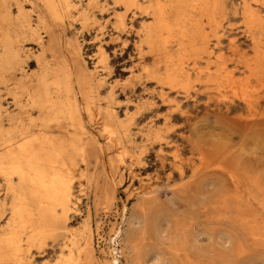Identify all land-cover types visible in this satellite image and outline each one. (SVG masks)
Wrapping results in <instances>:
<instances>
[{"label":"rangeland","instance_id":"obj_1","mask_svg":"<svg viewBox=\"0 0 264 264\" xmlns=\"http://www.w3.org/2000/svg\"><path fill=\"white\" fill-rule=\"evenodd\" d=\"M73 1L76 7L68 13L64 10L63 20H53L56 28L38 26V32L46 49V64L63 59L61 32L66 52L73 51L77 56L76 59L71 52L67 54L78 71L79 85L87 82V89L90 72L97 65L101 74L108 75L116 92L112 100L107 86L92 85V108L97 110L95 119L99 120L92 126L83 109L85 124L96 135L105 157L101 158L98 145L92 143L87 161L78 160V175L83 172L86 178L76 180L79 201L70 213L69 224L79 230L80 238L90 233L95 255L92 264H106L111 225L122 204L131 208L139 192L156 198L158 205L168 209L162 224L165 249L168 253L175 250L178 263L187 256L196 262L193 252L188 251L196 239L200 264H264V79L251 82V101L246 103L240 95L218 91L208 82V75H194L189 95L172 92L170 98L176 103H164L161 86L142 72L143 67L155 65L151 54L138 45L143 15L121 10L115 0ZM225 2L232 9L240 0ZM32 3L0 0L3 30L7 31L4 17L11 13L16 18L19 6L37 26L41 13ZM119 14L125 15V28L120 29L117 24ZM218 29V33H209L212 58L222 56L241 77L245 65L257 52L264 55V45L253 44L243 17L232 11ZM18 45L22 64L16 76L20 79L24 73L33 75L40 71L36 56L42 47L31 34L22 37ZM100 46L105 51L104 61ZM204 57L206 61L202 60L199 68L208 65L207 56ZM132 71L136 73L133 78ZM82 100L83 108L86 101ZM7 107L18 112L11 98ZM107 108L114 110L127 129L115 144H110L101 131ZM37 116L35 111L33 119ZM61 131L65 129H56ZM3 189L0 178V190ZM110 193L114 200L106 204L104 199ZM7 219L8 213L0 216V225ZM219 235L222 236L218 238ZM149 241L145 240L144 246ZM61 252L60 242L50 239L43 248L34 249L33 255L37 264H54ZM129 261L128 254L122 257L123 263Z\"/></svg>","mask_w":264,"mask_h":264},{"label":"bare ground","instance_id":"obj_2","mask_svg":"<svg viewBox=\"0 0 264 264\" xmlns=\"http://www.w3.org/2000/svg\"><path fill=\"white\" fill-rule=\"evenodd\" d=\"M32 2L41 13L37 26L24 15L23 6H19L16 18L11 13L4 17L7 31L0 26V178L4 184V189L0 190L3 193L0 216L8 213L7 222L0 225V264H37L33 250L43 248L50 239L60 242L62 247L54 264H92L95 255L90 233L80 238L79 230L69 224L70 213L79 201L75 193L76 180L86 178L83 172L78 175V160L87 161L88 147L92 143L98 145L101 158L105 157L96 135L85 124L83 109L92 126L99 121L95 119L97 110L92 108V85L107 86L112 100L116 92L108 75L101 74L97 65L90 72L87 89V82L79 85L78 71L67 55L73 51L66 52L68 48L61 32L63 59L53 65L45 63L46 49L39 28H56L53 20H63L64 10L68 13L77 4L73 0ZM115 4L125 12L137 11L143 15L138 45L151 54L155 65L143 67L142 72L161 86L164 103H176L170 98L172 92L189 95L194 75L204 74L223 94L235 93L244 102L251 101V82L264 79L263 53L257 52L245 65L241 77H237L236 68H230L222 56L212 58L209 33H218L221 23L232 11L243 17L253 44L264 45V0H240L232 9L225 0H115ZM117 24L120 29L126 27L125 15H118ZM27 34L36 37L42 47L36 56L40 71L33 75L24 73L18 79L16 71L22 64L18 43ZM100 47L104 61L105 51ZM204 55L208 65L199 68ZM72 57L77 59V56ZM135 74L132 71L131 78ZM9 98L17 113L7 107ZM82 99L86 101L85 108L81 106ZM108 109L102 115L101 131L110 144H115L127 129L114 110ZM35 111L36 120L33 119ZM56 129L65 131L58 133ZM108 179L113 182L111 173ZM112 195L105 197L106 204L114 200ZM145 195L148 194L139 192L131 208L123 203L118 210L116 221L112 228L110 226L106 264H125L122 257L126 258L127 254L130 257L127 264H200L201 251L195 249L196 239L188 250L193 252L196 262L187 256L178 263L175 250H172L175 254L166 252L162 224L168 209L158 205L156 198ZM145 240H150L146 246Z\"/></svg>","mask_w":264,"mask_h":264}]
</instances>
